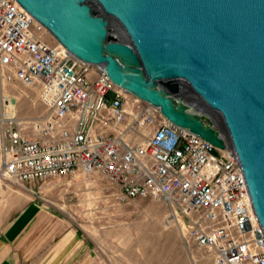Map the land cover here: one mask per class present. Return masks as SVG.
Wrapping results in <instances>:
<instances>
[{
    "label": "built area",
    "instance_id": "built-area-1",
    "mask_svg": "<svg viewBox=\"0 0 264 264\" xmlns=\"http://www.w3.org/2000/svg\"><path fill=\"white\" fill-rule=\"evenodd\" d=\"M17 0H0V70L36 87L48 113L8 117L1 176L24 185L98 171L127 203L149 198L180 218L213 264H264V230L232 148L168 121L70 54ZM179 221V219H178Z\"/></svg>",
    "mask_w": 264,
    "mask_h": 264
},
{
    "label": "water",
    "instance_id": "water-1",
    "mask_svg": "<svg viewBox=\"0 0 264 264\" xmlns=\"http://www.w3.org/2000/svg\"><path fill=\"white\" fill-rule=\"evenodd\" d=\"M17 1L172 124L232 148L264 230V0Z\"/></svg>",
    "mask_w": 264,
    "mask_h": 264
},
{
    "label": "rangeland",
    "instance_id": "rangeland-1",
    "mask_svg": "<svg viewBox=\"0 0 264 264\" xmlns=\"http://www.w3.org/2000/svg\"><path fill=\"white\" fill-rule=\"evenodd\" d=\"M112 29L116 34L114 24ZM48 39L56 41L52 35ZM126 98L145 102L128 92ZM47 113L48 107L36 87L0 70V173L1 143L8 117L22 120L27 126ZM201 113L225 134L216 113L205 109ZM117 193V187L98 171H78L24 185L0 174V232L9 221L6 199L22 194L41 207L35 225L43 227L44 242L62 244L64 233H74L76 250L66 264H213L202 248L185 237L181 219L167 204L149 198L122 203ZM12 213L15 215L17 209Z\"/></svg>",
    "mask_w": 264,
    "mask_h": 264
},
{
    "label": "crops",
    "instance_id": "crops-1",
    "mask_svg": "<svg viewBox=\"0 0 264 264\" xmlns=\"http://www.w3.org/2000/svg\"><path fill=\"white\" fill-rule=\"evenodd\" d=\"M24 198L25 195L19 194L5 201L9 221L0 232V264H66L76 250L74 233H64L62 244L44 242L43 227L35 225L41 207L36 201ZM14 209H17L15 215Z\"/></svg>",
    "mask_w": 264,
    "mask_h": 264
},
{
    "label": "bare ground",
    "instance_id": "bare-ground-1",
    "mask_svg": "<svg viewBox=\"0 0 264 264\" xmlns=\"http://www.w3.org/2000/svg\"><path fill=\"white\" fill-rule=\"evenodd\" d=\"M215 113V112H214ZM205 115V114H204ZM218 115V114H217ZM219 116V115H218Z\"/></svg>",
    "mask_w": 264,
    "mask_h": 264
}]
</instances>
